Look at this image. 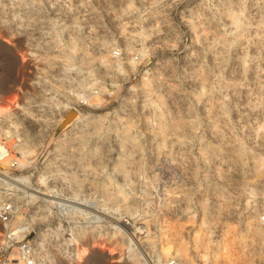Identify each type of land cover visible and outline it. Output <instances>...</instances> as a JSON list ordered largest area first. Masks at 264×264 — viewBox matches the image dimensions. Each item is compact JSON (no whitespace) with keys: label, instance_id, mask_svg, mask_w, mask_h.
I'll use <instances>...</instances> for the list:
<instances>
[{"label":"rangeland","instance_id":"374dc122","mask_svg":"<svg viewBox=\"0 0 264 264\" xmlns=\"http://www.w3.org/2000/svg\"><path fill=\"white\" fill-rule=\"evenodd\" d=\"M0 107L35 264H264V0H0Z\"/></svg>","mask_w":264,"mask_h":264},{"label":"built area","instance_id":"2783aa9c","mask_svg":"<svg viewBox=\"0 0 264 264\" xmlns=\"http://www.w3.org/2000/svg\"><path fill=\"white\" fill-rule=\"evenodd\" d=\"M117 55V53H115ZM9 156V150L0 139V163L6 160ZM15 164V163H13ZM14 217L13 207L9 203H3L0 206V223L4 227L7 233L9 246L5 245L3 250L0 252V261L2 264H12V261H17L16 264H35V259L32 253V248L27 240H24V235L27 233V228L22 225H16L12 229V219ZM12 247L15 251L14 258L10 259V255H4L7 249ZM4 257V258H3ZM166 264H178L176 260H171Z\"/></svg>","mask_w":264,"mask_h":264},{"label":"bare ground","instance_id":"6f19581e","mask_svg":"<svg viewBox=\"0 0 264 264\" xmlns=\"http://www.w3.org/2000/svg\"><path fill=\"white\" fill-rule=\"evenodd\" d=\"M9 109L8 108H3V107L1 108L0 107V116L4 115L6 112H8ZM6 161L7 160H5V162ZM6 179L9 181L10 185L14 189H19V190L23 191L28 196H42V197H48V198L54 197V196H50V194L47 195L45 193H42V192H40L38 190H35V189L31 188L29 186V184H27L28 183L27 182V177H17V178H14V177H10V178L9 177H6ZM0 181H1V178H0ZM65 201H67V200H65ZM58 260L59 261H63V260H61L60 257H58Z\"/></svg>","mask_w":264,"mask_h":264}]
</instances>
